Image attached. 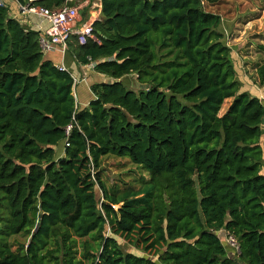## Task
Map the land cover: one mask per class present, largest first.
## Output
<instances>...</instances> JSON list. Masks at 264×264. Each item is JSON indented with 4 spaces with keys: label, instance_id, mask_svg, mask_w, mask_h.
Segmentation results:
<instances>
[{
    "label": "trees",
    "instance_id": "obj_1",
    "mask_svg": "<svg viewBox=\"0 0 264 264\" xmlns=\"http://www.w3.org/2000/svg\"><path fill=\"white\" fill-rule=\"evenodd\" d=\"M100 3L97 41L67 42L110 80L84 109L40 33L0 7V203L7 238L26 237L0 240V264H264V103L241 88L220 16L203 0ZM256 74L259 94L264 60ZM109 158L133 170L108 186Z\"/></svg>",
    "mask_w": 264,
    "mask_h": 264
},
{
    "label": "rangeland",
    "instance_id": "obj_2",
    "mask_svg": "<svg viewBox=\"0 0 264 264\" xmlns=\"http://www.w3.org/2000/svg\"><path fill=\"white\" fill-rule=\"evenodd\" d=\"M203 8L221 18V30L227 46L233 51L237 80L241 83V88H251L256 92L261 90L256 70L264 60V0H203ZM124 86L126 87L125 82ZM230 103L231 99L225 100L219 115L226 111ZM103 169L104 180L109 186L116 183L121 174H129L133 167L123 160L109 158L103 162ZM7 217L8 213L1 202L0 240L5 238L10 245L18 247L26 242V237L19 234L7 238L4 226ZM217 235L229 250V256L236 258L237 249L227 234L220 231ZM126 248L132 250L129 246Z\"/></svg>",
    "mask_w": 264,
    "mask_h": 264
},
{
    "label": "built area",
    "instance_id": "obj_3",
    "mask_svg": "<svg viewBox=\"0 0 264 264\" xmlns=\"http://www.w3.org/2000/svg\"><path fill=\"white\" fill-rule=\"evenodd\" d=\"M37 1L40 0H28L26 4L18 3V14L20 17L18 16L19 19H12L17 20L20 24H22L27 21V16L32 15L37 17L42 22L48 23L47 29L41 30L39 32V48L43 55L52 52L55 48H57L62 53L66 52L67 42L70 40L71 37H76V40L79 45H84L88 40L97 41L93 34L92 24L99 19L100 15L95 14L91 16L88 21L84 22L83 24H80V10L82 8V5L84 4V0H63V4L60 7L53 9H47L41 6L33 5V3ZM86 1L88 2L89 0ZM4 2L5 0H0V7L7 9L6 4ZM88 3H86V5ZM97 3H99L97 0L90 1V11L93 12L96 9L101 10V3L100 5ZM87 66L93 69L94 64L90 63ZM56 68H58V70L60 71L67 72L63 66H57ZM76 84L77 81L73 79V91ZM258 99L261 103H264V90L259 92ZM71 129V124L65 128L66 137H68ZM64 143L65 147L69 146L66 139ZM229 239L232 241V245L234 246V240L230 237Z\"/></svg>",
    "mask_w": 264,
    "mask_h": 264
},
{
    "label": "crops",
    "instance_id": "obj_4",
    "mask_svg": "<svg viewBox=\"0 0 264 264\" xmlns=\"http://www.w3.org/2000/svg\"><path fill=\"white\" fill-rule=\"evenodd\" d=\"M90 1L91 0H89L88 3L86 0H84V4L82 5V8L80 10V24H83L84 22L88 21L91 16L95 14L100 15V9H96L93 12L90 11ZM97 1L99 2L97 4L100 5V0ZM4 3L6 4L9 17L19 19L20 16L18 14V2L16 0H5ZM86 3L88 4L86 5ZM22 24L27 28L37 30L38 32H40L41 30H46L48 27L47 22H42L37 17L32 15L27 16V21ZM43 57L45 60L51 61L56 67L63 66L66 71L71 75V77L77 81V84L74 88L76 93L74 91L73 92L75 103L79 109L86 108L88 104L94 99V96L90 91L92 85L110 82L108 78L96 73L92 68H89L87 65L83 66L81 64H78L67 51L62 53L57 48H55L52 52L44 54ZM121 81L123 83L125 82L127 89H138V83L136 82L135 76H127ZM248 92L254 96L258 95V93L254 90H251V88L248 90ZM58 151L59 157H61L63 155V150H57V152Z\"/></svg>",
    "mask_w": 264,
    "mask_h": 264
},
{
    "label": "water",
    "instance_id": "obj_5",
    "mask_svg": "<svg viewBox=\"0 0 264 264\" xmlns=\"http://www.w3.org/2000/svg\"><path fill=\"white\" fill-rule=\"evenodd\" d=\"M40 219H41V213H39L37 216V223L40 221Z\"/></svg>",
    "mask_w": 264,
    "mask_h": 264
}]
</instances>
